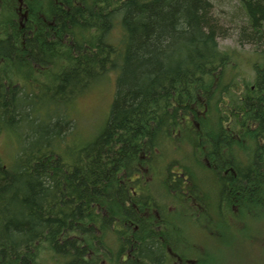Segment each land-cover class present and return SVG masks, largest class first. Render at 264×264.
Listing matches in <instances>:
<instances>
[{"label":"trees","instance_id":"trees-1","mask_svg":"<svg viewBox=\"0 0 264 264\" xmlns=\"http://www.w3.org/2000/svg\"><path fill=\"white\" fill-rule=\"evenodd\" d=\"M236 1L225 20L214 0H0V264H174L168 242L203 264L186 231L264 226V0ZM112 72L104 128L67 145Z\"/></svg>","mask_w":264,"mask_h":264},{"label":"rangeland","instance_id":"rangeland-1","mask_svg":"<svg viewBox=\"0 0 264 264\" xmlns=\"http://www.w3.org/2000/svg\"><path fill=\"white\" fill-rule=\"evenodd\" d=\"M239 5L240 4L236 0H214L213 9L215 8L217 15L225 19V17H227L226 13L229 11H239L238 13H243V9L241 5ZM213 9L212 13H214ZM233 22L230 21L226 23L225 26L226 28H229V35H231V37L226 36L225 38H222L221 44L222 47L226 48H241L240 51H243L244 53H240L237 60L242 63L246 60V62L241 64L242 70L247 78H251L253 76L252 62L260 59L259 54L257 51H254L253 44L247 43L245 45H240L237 43L235 40V34L238 30L236 28V21ZM232 25L235 26L233 29H231ZM262 42H264V40ZM261 46L264 48V44ZM77 63L74 67L77 66ZM113 74L115 75L114 77ZM106 77V81H99L92 91H88L85 96L79 100H75L74 108L71 107L72 109L70 112L73 117L74 130L66 142L67 145L75 148L76 145L85 143L88 139L94 137L93 135H95L96 132L101 131L102 128H104L103 126L105 125L111 111L116 89L115 72L107 74ZM8 148L9 147H7V149ZM0 152L2 153V143L0 145ZM251 211L257 214L258 218L264 217V207L253 208ZM253 215L254 214H251V216L245 220L242 218H234L231 222L226 221L225 223L227 227L230 225V231L228 232L219 229L224 226V224L217 223V217L213 215V221L218 229V235L216 237L214 235H211L210 237L205 236L202 241L199 238H194L192 236L188 237L189 231H186V240H190L195 245L205 244L207 250L203 257H199L200 260H203V264H264V226H262L263 224L261 222H254L253 218H251ZM177 220L181 223L185 222L183 216H180ZM109 235L112 240L117 239L116 235ZM168 243L169 256L177 257L178 252L176 253L172 248L171 243ZM174 248L178 250L177 247ZM193 255H199V253L195 252ZM204 256L206 259H204ZM58 259V257L50 258V260H46L45 264L65 262L64 259ZM129 260L130 258H125V262ZM39 261L41 263L42 258ZM183 261L184 259L181 262L177 261L174 264H182ZM103 262L108 264L105 260ZM125 262H123V264H125ZM126 264L136 263L127 262Z\"/></svg>","mask_w":264,"mask_h":264},{"label":"bare ground","instance_id":"bare-ground-1","mask_svg":"<svg viewBox=\"0 0 264 264\" xmlns=\"http://www.w3.org/2000/svg\"><path fill=\"white\" fill-rule=\"evenodd\" d=\"M219 14V13H218Z\"/></svg>","mask_w":264,"mask_h":264}]
</instances>
